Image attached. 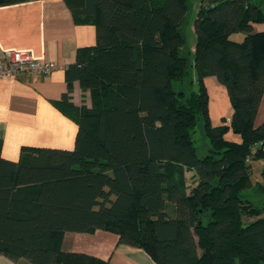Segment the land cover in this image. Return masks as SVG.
Masks as SVG:
<instances>
[{
	"label": "trees",
	"instance_id": "1",
	"mask_svg": "<svg viewBox=\"0 0 264 264\" xmlns=\"http://www.w3.org/2000/svg\"><path fill=\"white\" fill-rule=\"evenodd\" d=\"M63 1L76 23L95 26L94 45L77 49L67 91L53 101L76 115L74 145H23L12 161L0 140V255L109 264L59 247L67 231L103 229L157 264H264V205L239 196L251 185V161L264 162V124L254 125L264 93V30L254 24L264 21V0H201L189 92L179 29L186 0ZM206 76L226 88L229 124L210 122ZM74 80L90 107L69 102ZM198 120L210 144L204 155L192 140ZM229 130L239 142L224 137Z\"/></svg>",
	"mask_w": 264,
	"mask_h": 264
},
{
	"label": "crops",
	"instance_id": "2",
	"mask_svg": "<svg viewBox=\"0 0 264 264\" xmlns=\"http://www.w3.org/2000/svg\"><path fill=\"white\" fill-rule=\"evenodd\" d=\"M262 6L264 9V3ZM261 30H264V21L254 24V31ZM94 43L95 26L76 23L63 0H26L0 5V60L5 52L25 51L40 62L56 64L48 75L22 73L10 79L0 77L3 158L17 161L23 145L73 148L76 115L67 112L64 104L62 108L56 107L53 101L60 100L67 91L65 68L75 61L77 49ZM204 83H209L217 91L216 102L225 106L218 103V124H229L232 106L225 86L215 76H206ZM68 99L75 106H91L89 91L82 89L77 80L72 82ZM261 124H264V93L254 120L255 126ZM224 137L240 141V136L232 130ZM186 174L191 176L186 184L194 186V171H185V180ZM59 247L62 251L91 254L109 264H157L143 249L118 243L115 233L103 229L91 233L67 231ZM0 264H26V260L0 255Z\"/></svg>",
	"mask_w": 264,
	"mask_h": 264
},
{
	"label": "rangeland",
	"instance_id": "3",
	"mask_svg": "<svg viewBox=\"0 0 264 264\" xmlns=\"http://www.w3.org/2000/svg\"><path fill=\"white\" fill-rule=\"evenodd\" d=\"M157 1V0H155ZM161 1V0H159ZM201 0H186V14L183 21L180 23L179 29L184 37V44L180 50V54L185 56L188 62L189 76L186 77L183 82L184 88L187 92L196 88V83L190 82L191 78H195L193 61V47L195 45V34L193 30V21L196 16L199 4ZM243 36L242 32L233 33L230 38L233 40H240ZM208 99V114L211 124L219 125L220 114L218 115L219 102H216L217 91L209 84L205 83ZM177 88V87H176ZM222 107H225L222 103H219ZM222 110V109H221ZM225 109H223L224 111ZM193 144L196 147L198 155H204L209 151L210 144L206 136L202 131L201 121L198 120L192 133ZM251 185L247 186L239 191V196L251 202L255 207H261L264 205V192L259 188V185L263 183L262 170L264 163L260 159H253L251 161ZM186 181L189 182L190 175L186 174ZM192 184V181H191ZM186 189H190L191 185H187Z\"/></svg>",
	"mask_w": 264,
	"mask_h": 264
},
{
	"label": "built area",
	"instance_id": "4",
	"mask_svg": "<svg viewBox=\"0 0 264 264\" xmlns=\"http://www.w3.org/2000/svg\"><path fill=\"white\" fill-rule=\"evenodd\" d=\"M56 64L54 62H40L34 59L28 52L25 51H8L0 60V77L10 79L15 78L22 73H39L48 75ZM264 150V143L262 145ZM249 161V159H246Z\"/></svg>",
	"mask_w": 264,
	"mask_h": 264
},
{
	"label": "water",
	"instance_id": "5",
	"mask_svg": "<svg viewBox=\"0 0 264 264\" xmlns=\"http://www.w3.org/2000/svg\"><path fill=\"white\" fill-rule=\"evenodd\" d=\"M262 173H264V168H263V170H262Z\"/></svg>",
	"mask_w": 264,
	"mask_h": 264
}]
</instances>
